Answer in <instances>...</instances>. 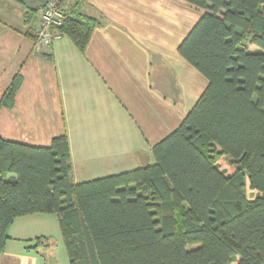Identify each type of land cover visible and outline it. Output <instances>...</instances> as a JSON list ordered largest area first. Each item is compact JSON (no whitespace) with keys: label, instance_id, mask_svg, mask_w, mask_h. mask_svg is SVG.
<instances>
[{"label":"trees","instance_id":"16d2710c","mask_svg":"<svg viewBox=\"0 0 264 264\" xmlns=\"http://www.w3.org/2000/svg\"><path fill=\"white\" fill-rule=\"evenodd\" d=\"M17 1L31 20L49 2ZM183 1L206 10L179 53L208 87L154 146L155 163L75 183L66 135L49 147L0 137V254L17 218L55 213L70 264H264V0ZM68 13L64 36L85 52L101 21ZM21 84L1 106H14Z\"/></svg>","mask_w":264,"mask_h":264},{"label":"crops","instance_id":"0c3cea01","mask_svg":"<svg viewBox=\"0 0 264 264\" xmlns=\"http://www.w3.org/2000/svg\"><path fill=\"white\" fill-rule=\"evenodd\" d=\"M64 6L101 21L85 52L66 35L39 48L35 29L43 9L29 20L17 0H0V137L49 147L66 135L75 183L154 164V146L208 87L179 53L206 10L183 0H67ZM17 76L14 106H1ZM116 158L125 169H99ZM51 223L60 227L58 214L17 218L0 264H49L51 255L40 258L26 241L49 237Z\"/></svg>","mask_w":264,"mask_h":264},{"label":"built area","instance_id":"2783aa9c","mask_svg":"<svg viewBox=\"0 0 264 264\" xmlns=\"http://www.w3.org/2000/svg\"><path fill=\"white\" fill-rule=\"evenodd\" d=\"M63 0H49L36 25L35 36L39 48L48 49L63 38L62 27L69 13L62 7Z\"/></svg>","mask_w":264,"mask_h":264},{"label":"rangeland","instance_id":"374dc122","mask_svg":"<svg viewBox=\"0 0 264 264\" xmlns=\"http://www.w3.org/2000/svg\"><path fill=\"white\" fill-rule=\"evenodd\" d=\"M107 155H111V154H107ZM116 159L119 160V161H117L115 163ZM116 159L114 161L110 162V164L112 165L111 168H109L105 164L99 169L101 171H109V169H112V168L117 169L115 171H121V170L125 169L124 167H121L122 160L119 159V158H116ZM220 164H221L222 169L227 170L228 173H233L234 172V167L230 164V160L228 158H222L220 160ZM97 168H98V166H97ZM102 175H105V174L102 173ZM111 175H113V174H111ZM107 176H109V175H107ZM107 176H101V177L104 178V177H107ZM97 177L101 178L100 176H97ZM99 178H97V179H99ZM248 186H249V184L247 183V187ZM255 193L256 192L253 191L251 188H249L247 190V194H248L249 199H251V197ZM49 214H52V213H49ZM49 230L51 232H49V234H48L49 237H47V238H50L52 241L55 242V247H48V249L47 248H42V249H38V250H34V251H36L38 253L39 257L43 258V259L46 258L47 256L51 255V257L47 258V259H49L48 260L49 264H70V259H69V256L67 254L66 245H65V242H64V239H63V236H62V232L60 231L59 225H57L55 223H51L50 226H49ZM31 246H33V244H31ZM233 264H237V263L235 262Z\"/></svg>","mask_w":264,"mask_h":264}]
</instances>
